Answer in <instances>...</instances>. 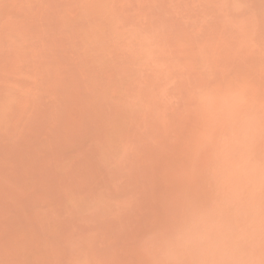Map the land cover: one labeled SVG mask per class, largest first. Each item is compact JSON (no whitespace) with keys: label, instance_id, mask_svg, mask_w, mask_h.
<instances>
[{"label":"rangeland","instance_id":"374dc122","mask_svg":"<svg viewBox=\"0 0 264 264\" xmlns=\"http://www.w3.org/2000/svg\"><path fill=\"white\" fill-rule=\"evenodd\" d=\"M0 264H264V0H0Z\"/></svg>","mask_w":264,"mask_h":264}]
</instances>
